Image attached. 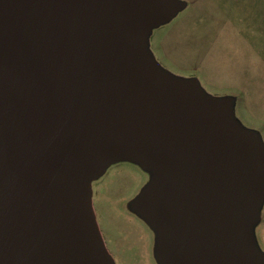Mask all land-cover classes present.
I'll return each instance as SVG.
<instances>
[{"label":"water","instance_id":"water-1","mask_svg":"<svg viewBox=\"0 0 264 264\" xmlns=\"http://www.w3.org/2000/svg\"><path fill=\"white\" fill-rule=\"evenodd\" d=\"M180 0H0V264H114L92 182L153 173L132 204L158 264H264V147L233 101L150 48Z\"/></svg>","mask_w":264,"mask_h":264},{"label":"rangeland","instance_id":"rangeland-1","mask_svg":"<svg viewBox=\"0 0 264 264\" xmlns=\"http://www.w3.org/2000/svg\"><path fill=\"white\" fill-rule=\"evenodd\" d=\"M184 9L154 28L150 51L161 69L196 80L214 98L233 101L235 120L264 147V0H180ZM153 173L129 160L92 182L93 207L114 264H158L157 233L132 204ZM264 218V204L262 207ZM264 252V221L256 230Z\"/></svg>","mask_w":264,"mask_h":264},{"label":"crops","instance_id":"crops-1","mask_svg":"<svg viewBox=\"0 0 264 264\" xmlns=\"http://www.w3.org/2000/svg\"><path fill=\"white\" fill-rule=\"evenodd\" d=\"M262 220L264 221V218L262 217Z\"/></svg>","mask_w":264,"mask_h":264},{"label":"flooded vegetation","instance_id":"flooded-vegetation-1","mask_svg":"<svg viewBox=\"0 0 264 264\" xmlns=\"http://www.w3.org/2000/svg\"><path fill=\"white\" fill-rule=\"evenodd\" d=\"M102 234V233H101ZM103 237V236H102ZM105 242V241H104Z\"/></svg>","mask_w":264,"mask_h":264}]
</instances>
